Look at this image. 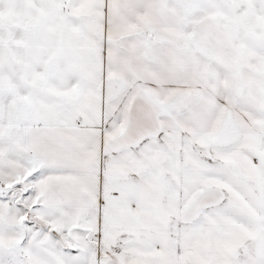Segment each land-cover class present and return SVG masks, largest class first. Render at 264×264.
Instances as JSON below:
<instances>
[{
  "label": "snow or ice",
  "instance_id": "obj_1",
  "mask_svg": "<svg viewBox=\"0 0 264 264\" xmlns=\"http://www.w3.org/2000/svg\"><path fill=\"white\" fill-rule=\"evenodd\" d=\"M0 264H264V0H0Z\"/></svg>",
  "mask_w": 264,
  "mask_h": 264
}]
</instances>
